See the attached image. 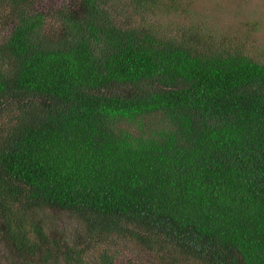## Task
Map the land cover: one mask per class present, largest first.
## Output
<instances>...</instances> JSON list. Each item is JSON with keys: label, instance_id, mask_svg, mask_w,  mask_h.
Listing matches in <instances>:
<instances>
[{"label": "trees", "instance_id": "trees-1", "mask_svg": "<svg viewBox=\"0 0 264 264\" xmlns=\"http://www.w3.org/2000/svg\"><path fill=\"white\" fill-rule=\"evenodd\" d=\"M134 3L160 4L0 0L4 256L264 264V64L125 26Z\"/></svg>", "mask_w": 264, "mask_h": 264}, {"label": "rangeland", "instance_id": "rangeland-1", "mask_svg": "<svg viewBox=\"0 0 264 264\" xmlns=\"http://www.w3.org/2000/svg\"><path fill=\"white\" fill-rule=\"evenodd\" d=\"M159 3L158 6L134 3L139 8H134L135 5L133 8L139 14L123 15L121 23L146 29L165 40H192L203 47L224 42L229 47L240 46L245 55L264 64V0H159ZM2 244L0 237V264H10ZM128 253L118 264H129V257L152 262L138 249Z\"/></svg>", "mask_w": 264, "mask_h": 264}]
</instances>
